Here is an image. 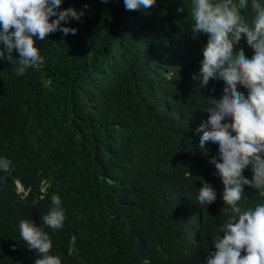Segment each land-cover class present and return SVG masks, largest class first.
I'll return each instance as SVG.
<instances>
[{
  "label": "trees",
  "instance_id": "16d2710c",
  "mask_svg": "<svg viewBox=\"0 0 264 264\" xmlns=\"http://www.w3.org/2000/svg\"><path fill=\"white\" fill-rule=\"evenodd\" d=\"M85 4L82 20L65 25L77 28L75 35L57 31L36 40L44 58L39 68L17 76L18 53H13L12 63L0 60V159L11 162L10 172L0 171V198L12 193L15 179L30 189L0 224V264H34L39 258L21 240L16 224L31 218L39 226L53 194L61 198L66 218L62 229L47 231L53 243L50 254L62 264H150L146 256L156 264H169L167 259L172 264H207V253L215 251L212 235L219 221L195 217L197 189L212 177L206 157L196 150L171 148L179 171L188 175L176 192L168 189L153 196L155 206L171 218L165 226L149 212L131 207L130 201H117L116 194L100 200L103 193L96 197L89 191H116L114 184L123 179L112 161L119 158L109 137L115 125L123 122L117 137L127 147L148 158L160 157L175 126L207 111L210 95L221 97L223 88L215 82L188 94L166 79L171 66L176 75L188 72L193 65L182 59L203 47L190 33L191 0H156L145 12L126 11L123 0H62L61 8L80 11ZM242 14L251 15L250 10ZM173 48L177 57L168 54ZM236 48L252 57L246 39ZM156 82L162 85L155 109L160 113L168 107L158 118L151 116L150 108L151 85ZM118 160L128 163L126 158ZM244 175L250 179L252 173L246 169ZM239 203L250 208L264 203V197L246 187ZM113 214L121 218L119 227ZM193 216L194 241L189 242L184 228ZM133 225L140 226L138 235ZM72 236L76 251L69 255Z\"/></svg>",
  "mask_w": 264,
  "mask_h": 264
},
{
  "label": "clouds",
  "instance_id": "9594fccd",
  "mask_svg": "<svg viewBox=\"0 0 264 264\" xmlns=\"http://www.w3.org/2000/svg\"><path fill=\"white\" fill-rule=\"evenodd\" d=\"M123 3L126 11L145 12L155 7L156 0H123ZM61 4L62 0H0V60L12 63L13 53H18L17 76L44 64L36 46L37 39L43 41L57 31L64 36L77 33V28L65 25L73 19L81 21L88 5L77 11L73 7L62 9ZM246 10H250V17L242 14ZM191 20L190 33L203 47L182 59L190 60L193 65L188 72L176 75L171 66L165 72L167 82L182 86L188 94L199 93V89L215 82L217 88H223L221 97L210 95L211 107L207 111H200L175 126L166 138L160 157L148 158L140 150L127 147L117 137L123 122L115 125L109 131V137L114 138L111 144L114 155L120 160L126 158L128 163H119V158L112 161L123 179L114 184L116 191L112 188L89 191L96 197L103 193L100 200L116 194L117 201H130L131 207L149 212L165 226L171 218L155 206L153 196H160L168 189L176 192L188 175L179 171V159L173 156L171 148L182 146L188 151L196 150L206 157L212 177L197 189L193 199L195 217L219 221L212 235L215 251L207 253V264H264V203L250 208H242L239 203L246 187L264 197V0H191ZM242 39L253 50L251 58L242 48H236ZM176 48L168 54L177 57ZM154 75L158 77L156 71ZM161 85L158 82L151 85L150 108L155 118L168 108L160 113L155 109L154 99ZM239 86L247 90V96L239 91L242 89ZM208 91L214 93L215 88ZM246 169L252 173L250 179L244 175ZM0 171H11L7 158L0 159ZM217 177L222 184L219 185ZM12 186V193L0 198V224L6 223L7 214L18 200L30 194V189L18 179ZM44 190L45 187H39V191ZM113 217L119 227V214ZM195 217L184 228L189 242L194 241ZM65 218L61 198L53 194L51 207L41 216L39 226L31 218H21L16 224L21 240L38 253L34 264H62L58 256L50 254L53 243L47 229H62ZM133 230L138 235L140 226L133 225ZM75 245L76 236H72L69 255L76 251ZM146 259L156 264L149 256ZM167 261L172 264V260Z\"/></svg>",
  "mask_w": 264,
  "mask_h": 264
}]
</instances>
